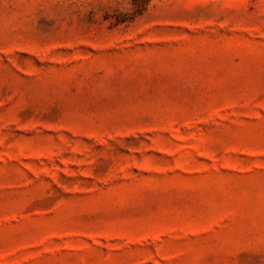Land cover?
Segmentation results:
<instances>
[{
    "label": "rangeland",
    "instance_id": "obj_1",
    "mask_svg": "<svg viewBox=\"0 0 264 264\" xmlns=\"http://www.w3.org/2000/svg\"><path fill=\"white\" fill-rule=\"evenodd\" d=\"M0 264H264V0H0Z\"/></svg>",
    "mask_w": 264,
    "mask_h": 264
}]
</instances>
